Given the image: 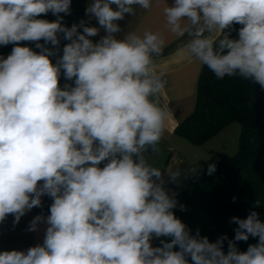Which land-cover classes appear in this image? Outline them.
Instances as JSON below:
<instances>
[{
	"label": "clouds",
	"instance_id": "1",
	"mask_svg": "<svg viewBox=\"0 0 264 264\" xmlns=\"http://www.w3.org/2000/svg\"><path fill=\"white\" fill-rule=\"evenodd\" d=\"M70 5L0 0V45L17 44L0 58V222L11 214L18 223L43 195L53 198L50 215L30 222V231L48 225L43 244L4 251L0 264H190L189 257L191 264H264V221L256 211L232 217L234 240L193 235L164 185L165 177L176 183L199 169L149 162L173 115L161 105L166 81L155 62L166 40L149 29L116 34L117 21L135 16L134 6L150 10L153 0H94L86 14L106 33L96 43L90 37L100 28L90 21L62 23L59 14H70ZM48 12L57 20L38 18ZM162 13L165 28L187 38L180 55L186 48L218 80L238 76L264 88V0H174ZM234 24L241 25L237 38L225 31ZM61 34L69 43L54 64ZM21 41L37 42L40 51ZM62 70L73 85L59 86ZM215 171L210 164L208 174ZM249 236L258 243L240 252L235 242ZM160 237L170 240L153 247Z\"/></svg>",
	"mask_w": 264,
	"mask_h": 264
},
{
	"label": "trees",
	"instance_id": "2",
	"mask_svg": "<svg viewBox=\"0 0 264 264\" xmlns=\"http://www.w3.org/2000/svg\"><path fill=\"white\" fill-rule=\"evenodd\" d=\"M85 0H71L70 14L60 13L62 23L71 27L85 20ZM39 19L49 22L57 20L51 12L41 14ZM241 25L234 24L226 32L231 38L238 37ZM82 31V29H79ZM37 42L21 41L19 46H27L39 52ZM39 43L43 44L41 40ZM69 41L63 39L59 44L57 56L50 57L56 63L63 54V47ZM17 44L0 45V58L6 59ZM51 48L52 45H46ZM63 70L59 86L63 88ZM232 122L240 125L238 148L234 155L221 153L218 159L199 169L198 174L190 177L182 191L176 194L177 207L174 214L187 225L191 234L199 230L200 235L216 242L221 236L234 240L238 225L231 222L232 217L246 219L251 211H256L264 221V88L251 80L238 76L218 80L207 66H202L196 86L194 108L176 127L174 133L194 145H201ZM102 161L100 167L105 165ZM210 164L216 165L211 175L207 169ZM235 198V200L233 199ZM260 201L257 206V201ZM53 198L45 195L41 199L40 211L50 214ZM180 205L184 206L182 210ZM152 239V246H161V240ZM240 252H246L250 245L258 243V237L247 241L235 242ZM175 250H179L178 246ZM225 253L228 241L223 244ZM189 262L190 257L188 258Z\"/></svg>",
	"mask_w": 264,
	"mask_h": 264
},
{
	"label": "crops",
	"instance_id": "3",
	"mask_svg": "<svg viewBox=\"0 0 264 264\" xmlns=\"http://www.w3.org/2000/svg\"><path fill=\"white\" fill-rule=\"evenodd\" d=\"M93 2L94 0L84 1L85 18L86 21H90L89 26L100 28L96 36L90 37L96 43L106 33L100 27L97 20L94 18L90 19L89 15L86 14V8ZM165 2L169 6H172L174 0H153V6L150 10H142L138 6H134L137 8L135 16L126 14L124 20L117 21L122 31L117 33L116 36L118 39H123L124 35L129 31L142 32L145 29L159 31L164 36L166 47L163 55L156 58L155 62L157 72L163 73V79L166 81L165 88L160 94L161 105H167L173 115L168 121V128L159 144V154L149 153L148 159L154 166L161 168L180 167L181 169H188L191 166H196L198 169H201L217 160L218 154L234 155L236 153L238 146H236L235 140L233 144L227 143L226 140L230 134L234 139L236 136L239 138L240 125L237 126L236 122L228 124L201 145H194L174 133L175 127L194 108L197 80L202 66L198 65V62L187 54L186 48L183 56L179 54L181 47L186 44L187 38L177 39L165 28L162 13ZM112 7L115 9L116 6L113 5ZM63 83L64 85H73V81H68L65 78L63 79ZM222 139L225 140L222 144L220 143L221 145L214 144ZM204 145H210V149H206ZM212 145L218 147L214 149ZM210 152H215V155L210 154ZM209 157L214 159L210 161ZM192 176L188 175L187 178H184V175H182L176 183L171 182L168 177H165L166 183L164 187L169 191L170 195L172 193L177 194L184 189L187 180ZM38 215L46 218L50 214H44L40 211L39 207H34L26 212L18 223H14L15 217L11 214L0 222V253L13 250L26 252L31 247L42 245L48 225L45 222H41L37 231L29 230L30 222Z\"/></svg>",
	"mask_w": 264,
	"mask_h": 264
},
{
	"label": "rangeland",
	"instance_id": "4",
	"mask_svg": "<svg viewBox=\"0 0 264 264\" xmlns=\"http://www.w3.org/2000/svg\"><path fill=\"white\" fill-rule=\"evenodd\" d=\"M237 126H239V123H235ZM240 127V126H239ZM225 139H222V140H219V141H217V142H215L214 144L215 145H219L220 143L222 144V142L224 141ZM232 140H233V142H232ZM234 140H235V144H236V146H238V137L236 136V138L234 139V137H232V135L230 134L229 135V137L227 138V140H226V142L227 143H231V144H233L234 143ZM220 144V145H221ZM227 145V144H226ZM213 146V148L215 149V147H218V146H214V145H212ZM204 147H206V149H210V145H204ZM204 147H202V148H204ZM214 154L215 155V152H210V154ZM208 154H209V152H208ZM213 155V156H214ZM219 155V154H218ZM209 159H210V161L212 160V159H214V158H211V157H209ZM151 243H153L152 241H151Z\"/></svg>",
	"mask_w": 264,
	"mask_h": 264
}]
</instances>
